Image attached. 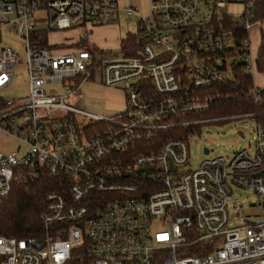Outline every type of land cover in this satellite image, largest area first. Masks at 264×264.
Segmentation results:
<instances>
[{
	"label": "built area",
	"instance_id": "obj_1",
	"mask_svg": "<svg viewBox=\"0 0 264 264\" xmlns=\"http://www.w3.org/2000/svg\"><path fill=\"white\" fill-rule=\"evenodd\" d=\"M236 2L238 17L227 10ZM261 9L260 0H152L144 15L118 0H0V28L12 24L25 39L30 83L22 101L0 98V129L27 145L21 156L0 152V200L13 181L29 184L44 173L64 186L46 196L44 235L0 234V264H75L78 255L90 264H264V217H243L233 196L238 186L264 201V87L239 76L256 72L251 34ZM121 10L140 14L133 55L122 46L103 53L52 46L48 37V47L38 46L41 31L114 22ZM19 62L0 41V89ZM93 79L123 88L126 110L104 116L67 103ZM239 86L259 109L197 116L232 95L219 89ZM242 116L256 119L254 149L231 159L191 168L194 131L157 138ZM235 216L244 223L231 225Z\"/></svg>",
	"mask_w": 264,
	"mask_h": 264
},
{
	"label": "rangeland",
	"instance_id": "obj_2",
	"mask_svg": "<svg viewBox=\"0 0 264 264\" xmlns=\"http://www.w3.org/2000/svg\"><path fill=\"white\" fill-rule=\"evenodd\" d=\"M127 5L138 6L144 15H147L151 11L152 0H124ZM227 10L231 12L235 17H238L243 12V4L236 2L234 4L228 3ZM42 11L34 13V17L44 15ZM140 14L135 13L133 15H127L126 12H121L118 18V25L121 28L122 33L125 36H135L138 31V21ZM264 20L258 24V31L260 35V41L256 42L258 45H264ZM1 36L0 41L3 45L12 46L19 55V63L15 68V74L11 84L4 89H0V98L4 100L14 99L16 102L22 101V99L30 93L29 76L27 73V65L24 62L25 59V39L16 31L12 24H4L0 28ZM74 36L67 34V31H51L48 33V39L50 45L68 47V42L71 41ZM65 43V44H63ZM254 48H257L256 46ZM256 50V49H254ZM255 74V73H254ZM254 79L260 85L259 76L256 74ZM92 80L85 81L82 86L81 93H78L75 98H67V103L85 109L87 111L92 110L84 107L80 104L81 95L92 96L95 98L102 99V87L106 86L100 83V87L96 85H89ZM108 87V86H107ZM113 88V98H106L103 101L104 106L109 110L114 111L113 116L119 112L126 110V99L125 91L123 88L109 86ZM262 87V86H258ZM62 91V90H61ZM98 101V100H93ZM89 109V110H88ZM4 109H0V114ZM91 112V111H89ZM61 114L63 112H60ZM93 113V112H92ZM81 118L78 116V119ZM256 125V119L254 117H235L231 119H218L211 122L203 123L199 125L198 131L189 137L190 143V167L196 168L204 159L216 156H224L231 159L237 149L249 148L254 149V126ZM205 148L209 149V153L205 152ZM27 151V145L14 137L11 134H7L0 129V152L5 154L16 153L23 155ZM234 198H239L242 211L241 215L246 217L250 221H260L264 217V201L259 200L252 192L248 189H244L238 186H234ZM232 213V211H231ZM239 216V213H237ZM235 216L231 225H239L244 223V220L240 217Z\"/></svg>",
	"mask_w": 264,
	"mask_h": 264
},
{
	"label": "trees",
	"instance_id": "obj_3",
	"mask_svg": "<svg viewBox=\"0 0 264 264\" xmlns=\"http://www.w3.org/2000/svg\"><path fill=\"white\" fill-rule=\"evenodd\" d=\"M260 3L263 9L260 10L258 18L264 20V0H260ZM47 37L46 31L39 32L40 44L38 43V46L48 47ZM138 45L136 34L133 37L125 36L123 38L122 47L127 55L135 54ZM88 49L92 53L98 52L95 49ZM99 53H103V51ZM257 57V70L264 72V45L259 47ZM239 76L245 82H243L244 84L253 87L254 78L252 75L241 73ZM243 90L244 86H239L237 89H219L224 94L232 95L218 101L209 110L197 116H228L259 109L260 106L256 101L247 100L244 97ZM198 129L199 125L169 128L158 131L157 138L162 143L171 136H187L190 131H198ZM55 189L63 190L64 186L60 177H52L48 173L42 174L29 184L13 181L9 196L0 200V234L17 238H36L44 235L47 229L42 221V214L46 209V196ZM78 256L75 258V264H90L91 260L86 256H82L83 259Z\"/></svg>",
	"mask_w": 264,
	"mask_h": 264
},
{
	"label": "crops",
	"instance_id": "obj_4",
	"mask_svg": "<svg viewBox=\"0 0 264 264\" xmlns=\"http://www.w3.org/2000/svg\"><path fill=\"white\" fill-rule=\"evenodd\" d=\"M119 5L121 7H125L127 6L126 1L124 0H118ZM124 10H121L119 12V15L116 19V21L114 22H110V23H104L101 25H90L88 26L86 29L82 28V27H78V28H74L71 30H66L67 34L70 36H76L74 37L71 41L68 42L67 45H69L68 48H82V47H87V48H91V49H95L98 52H104L107 51V49H119L122 46V42H123V38L125 37V35L122 33L121 28H119L118 25V18L120 16V13L123 12ZM125 12V11H124ZM264 23V22H263ZM258 24L253 28L252 30V34H251V39H252V45L253 48L256 46V53L258 54V49L261 45L256 44V42L260 41V33L258 31ZM262 36L264 37V35L262 34ZM65 44V43H63ZM259 76L260 79V85L259 83H257V81L254 79V83L256 86H262L264 87V72L257 70L256 68V72L254 74ZM253 76V78H254ZM93 82L90 83L89 85H96L98 87H100V82L98 79H93ZM85 83V82H84ZM84 83L82 84V86L84 85ZM82 89V87H81ZM113 88L111 87H107V86H103L102 87V99L100 98H95L92 96H84L82 97L81 95V101L80 104L84 107H87L89 110L93 113L96 114H100V115H104V116H109L111 114H114V111L111 112V110H109L106 106H104L103 101L106 98H113V95H111V93L113 92ZM81 91V90H80ZM81 93V92H79ZM93 100H98V101H93ZM125 101V99H124ZM120 113V112H119ZM118 114V113H117Z\"/></svg>",
	"mask_w": 264,
	"mask_h": 264
},
{
	"label": "water",
	"instance_id": "obj_5",
	"mask_svg": "<svg viewBox=\"0 0 264 264\" xmlns=\"http://www.w3.org/2000/svg\"><path fill=\"white\" fill-rule=\"evenodd\" d=\"M205 152L206 153H209V149L208 148H205ZM43 246V244H38V247L41 248Z\"/></svg>",
	"mask_w": 264,
	"mask_h": 264
}]
</instances>
